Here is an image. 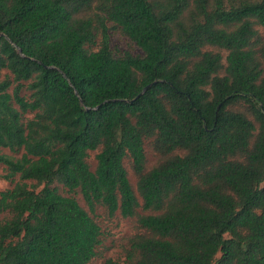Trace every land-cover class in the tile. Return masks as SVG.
<instances>
[{"label":"trees","instance_id":"1","mask_svg":"<svg viewBox=\"0 0 264 264\" xmlns=\"http://www.w3.org/2000/svg\"><path fill=\"white\" fill-rule=\"evenodd\" d=\"M0 148V264H264V0H0Z\"/></svg>","mask_w":264,"mask_h":264},{"label":"rangeland","instance_id":"2","mask_svg":"<svg viewBox=\"0 0 264 264\" xmlns=\"http://www.w3.org/2000/svg\"><path fill=\"white\" fill-rule=\"evenodd\" d=\"M111 46L116 51V53H122L124 51H132L135 53L140 52V49L137 48L136 45L132 43L127 37H124L117 33H113L111 36ZM0 151L10 155L14 154L7 148H0ZM179 153L183 154V151H179ZM20 154L21 153H19L18 155ZM95 154L96 152H91V155L89 157V162L92 169H95L97 164ZM147 156V166L148 168H151L158 162L159 158L149 146L147 147ZM126 166L129 171L131 183L136 189L137 177L134 174L128 161H126ZM6 173V167L0 164V191L13 187V185L20 180L19 176H16L14 182L10 181L5 177ZM29 182L33 183V181ZM77 197L80 203L86 207L83 197L80 194H77ZM95 215L102 226L103 236L102 244L99 247L98 256L95 257L90 264H105L109 259L113 260L117 264H123V261L125 259L124 249L127 241L129 237L132 236L137 230L135 220L132 218H124L120 214L114 217H110L105 213L103 209H98Z\"/></svg>","mask_w":264,"mask_h":264},{"label":"water","instance_id":"3","mask_svg":"<svg viewBox=\"0 0 264 264\" xmlns=\"http://www.w3.org/2000/svg\"><path fill=\"white\" fill-rule=\"evenodd\" d=\"M154 83H155V82L150 83L148 86H146V87L143 89V91L138 95V97L141 96L142 94H144V93L146 92V90H147L150 86H152Z\"/></svg>","mask_w":264,"mask_h":264}]
</instances>
